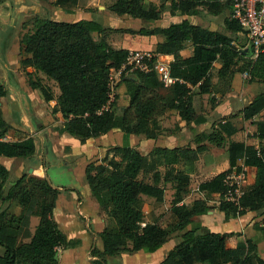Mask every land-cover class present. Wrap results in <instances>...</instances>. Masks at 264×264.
I'll list each match as a JSON object with an SVG mask.
<instances>
[{"label":"trees","instance_id":"obj_1","mask_svg":"<svg viewBox=\"0 0 264 264\" xmlns=\"http://www.w3.org/2000/svg\"><path fill=\"white\" fill-rule=\"evenodd\" d=\"M164 1L165 7L164 3L146 4L144 0H114L109 9L117 15L150 21L158 20L165 8L171 15L202 12L217 15L227 10L226 30L203 28L186 18L167 26L126 29L130 34L161 36L155 51L171 57L170 73L178 80L164 87L154 72L135 71L128 77L121 75L126 84L127 103L118 109L109 102V72L120 69L129 50L112 47L102 23L95 19L58 20L51 17L52 11L46 10L48 16L36 18L32 31L22 35L21 66H32L35 72L53 79L58 87L57 106L64 119L57 129L59 133L65 132L83 144L113 129L122 132L125 140L130 134L157 138L164 132L158 118L171 114H176L188 125L195 118L193 94L215 92L211 71L217 60L220 62L217 78L230 80L236 72H246L249 82H264V53L253 56V49L245 46L246 31L230 18L228 3L219 0ZM77 3L78 0H53L52 4L72 9ZM186 42H190L192 52L182 56L180 51ZM33 73L26 72L29 86L36 89L45 102L53 101L51 88L38 76L33 78ZM191 86L197 88L192 91ZM4 93L0 84V97ZM255 116L258 119L254 136L264 138V92L243 109L245 119ZM8 131L9 124L0 106V137ZM203 137L219 145L224 141L216 131L203 134ZM205 149L203 144L195 148L156 146L142 154L125 143L109 147L99 161L85 166L84 176L91 194L112 221L111 226L98 233L102 248L92 246L91 264H106L107 257L121 253L132 254L142 249L154 252L177 236L180 241L158 264H264L256 240L248 238L230 246L229 239L237 233L201 231L200 223L193 219L211 209L208 202L214 196L218 197L216 208L226 218L264 207V144L255 146L229 141V168L199 183L198 189L204 196L185 204L182 200L190 190V173ZM34 152L32 138L0 141V155L5 157L26 158ZM241 158L245 166L255 169V176L253 184L234 205L223 198L224 177L232 167L238 166L237 160ZM180 161L182 169L178 167ZM8 176V170L0 164V203L4 206L0 210V264H59L57 249L79 241L67 240L53 219L58 189L44 178L24 173L5 192ZM168 183L173 189L170 210L175 216L174 222L162 225L156 220L146 221L142 196L161 201ZM32 215L38 216V222L31 233ZM256 229L259 239L264 241V216Z\"/></svg>","mask_w":264,"mask_h":264},{"label":"crops","instance_id":"obj_2","mask_svg":"<svg viewBox=\"0 0 264 264\" xmlns=\"http://www.w3.org/2000/svg\"><path fill=\"white\" fill-rule=\"evenodd\" d=\"M112 2L113 0L109 1L106 6H109ZM144 2L146 4L150 2L156 4L155 1L152 0H144ZM102 3L105 4L106 0H78V3L74 8H63L65 16L58 20L73 22L79 19H95L105 26L108 22L104 19L106 15L100 14ZM224 11L226 12L224 15L226 18L228 17V11ZM1 15L5 14H0V17H2ZM173 17L176 16L174 15ZM177 17L178 18L172 20L171 23L179 22L181 19L186 18L193 24L210 30H215L212 26H209L210 19L203 16L202 13L199 15H177ZM135 19L139 22H145L146 26H154L156 21L139 18ZM141 26L145 27L144 24H141ZM154 27H157V25ZM140 37L144 38L143 40H145V44L144 46L137 47V49L144 48L155 50L156 43L162 40L161 36L157 37L156 35ZM242 37L243 36H240L239 38L244 40ZM246 39L245 46L251 47L248 37ZM13 49L14 47L10 48V50ZM191 52L192 46L190 44L189 53L185 55L181 52L180 53L182 56H186L191 54ZM154 53L161 55L156 51H154ZM14 55L16 56V54L11 55L8 52L4 54L5 76L2 78L0 77V84L5 91L4 95L0 97V106L3 118L9 124V131L6 135H4L6 138L5 141H18L26 138H32L35 144V152L33 153V156L35 154H39L42 158L44 155H53L55 158L60 157L61 153H66L68 150H72V148H77L78 145L83 149L85 145H88L89 142H91V140H97L99 137L108 134L107 132L81 144L78 139L66 134L65 132L59 133L57 129L62 125L64 119L58 110L57 101L45 102L39 95V92L29 86L27 76H21V73L18 75L20 70L10 69L8 65H10L11 58L12 56L14 57ZM161 56H163L168 63L171 60V57L168 55ZM213 66L219 68L220 64L215 61L213 62ZM18 67L20 66L18 65ZM23 69L25 70V73L35 72V69L32 66L23 67ZM37 76L41 78L43 77V73L37 72ZM221 80L224 79L222 78ZM227 80L229 81L228 87L226 88L227 90L225 93L222 92L224 96H221L220 98L217 94H215L218 92L216 85L214 89L215 92L193 94L192 103L195 109V118L192 122H190V124L186 125L185 122L180 120L176 114H171L167 117L161 116L158 118L160 124L162 120H165L166 122L173 121V125L171 127H169L170 125H165L166 127L164 128V132L154 139L146 138L144 136L138 137V135L130 134L128 136L130 142L129 145L136 148V150L142 154H147L153 147L156 146L167 148L190 146L195 148L200 144L205 145L206 149L199 154V158L194 162V167L190 173V180L196 176L200 177L198 185L202 181L209 180L216 174L227 170L229 168V160L227 156V144L229 141L244 142L245 144L255 146L264 144V138L254 136L256 132L255 122L258 119V116L251 119H245L243 117L244 107L248 105L256 95L264 92V82H249V75L246 72H236L230 80L228 78ZM1 81H6L8 86L6 87ZM212 81L214 83L215 80L212 78ZM217 82L218 81H216V84ZM43 83L46 84L45 82ZM196 88V86H191L192 91ZM9 90L11 92H9ZM55 92L56 93H53V95L56 98L59 91L56 90ZM199 95H202L204 98L208 95L215 96L217 99L214 101L213 98H209V101H199L196 98ZM7 96H9L12 101H2ZM114 130L116 129L110 130L109 132ZM214 131L224 137V141L220 145L203 137V134H209ZM135 138L137 140L136 142ZM26 158L5 157L0 155V164L4 165L9 172V176L5 183V192L10 188L12 183L24 173L30 175V172H32L33 176L41 179L44 178L43 174H35L34 172L36 170L30 165V162H36V159L33 160L30 159V157ZM26 160H30V162H26ZM76 162H78V165ZM67 163V161L64 162L63 169L68 171L77 170L78 172L82 170L84 175L86 163L84 164L79 158L77 161H73L72 164ZM179 164L181 165L179 168L182 169L183 162L180 161ZM237 165H244L242 158L237 160ZM45 167L46 166L44 165L42 167L45 171V176L47 175V178L53 182L51 185L59 191L56 206L53 210V219L57 222L58 227L65 234L67 240L79 241L75 245H71L67 248L57 249L59 264H91L92 256L90 255V251L92 246H96L100 249L102 248V241L98 236V233L103 231L107 226H109V224L111 226L112 221L107 214L100 209L96 199L91 194L90 188L85 180V176L84 179L81 178L77 180L75 179L73 172H71L68 173V179H70L69 182L61 183L54 180L45 170ZM245 169V188H247L254 182L255 169L251 166H245ZM60 186H64L67 190L61 189ZM195 190L198 191L200 195L204 196V193L198 189V186ZM186 196L187 197L182 200L185 204H191L192 200L201 198L197 197L195 199H190L191 197L189 196H191V192H188ZM142 198H146L149 203L151 200L156 201L154 198L145 195H143ZM164 200L165 195L163 200L156 201V204H154L153 207L150 205L143 206L146 221H151L148 217L146 218V214H149L152 208L161 205ZM208 203L212 207L206 212V214L209 215L211 219L216 218L221 227L220 229L208 230L204 227L206 225V217H203L204 214H201L193 218L195 221L200 223L201 231L235 232L237 235H241L237 238L239 241H243L248 238L256 240L259 254L264 258V241L259 239V232L256 229V225L261 224V219L264 216V207L255 211H247L243 215L236 216V218H226L224 213L216 208L218 201L215 198L210 199ZM148 206L149 209L147 208ZM3 207V204L0 203V210ZM19 209L20 207L17 205L16 210L18 211ZM155 217L157 219L154 218L153 220L161 223L162 216L156 215ZM34 218L35 216H31L30 219L35 220ZM37 222L38 221H34V224L30 225L29 229L31 233L34 231ZM179 241V236L170 238L154 252L142 249L132 254L121 253L119 255L110 256L107 257L106 264H158L167 252ZM169 242L171 246L164 249V246Z\"/></svg>","mask_w":264,"mask_h":264},{"label":"rangeland","instance_id":"obj_3","mask_svg":"<svg viewBox=\"0 0 264 264\" xmlns=\"http://www.w3.org/2000/svg\"><path fill=\"white\" fill-rule=\"evenodd\" d=\"M10 4L11 7V12L8 13L9 11V5L6 4L8 2H6V0H0V14H5L6 16L4 17H0V77L2 78L3 76H5V69H4V54L6 52H8L9 54L13 55L16 54V56L14 55V57L12 56L11 58V63L10 65H8L10 67V69H17L20 70L19 74L21 73V76L26 77V73L25 70L23 69V67L20 64V58L22 56V52L20 50V39L22 37V35L24 33H29L32 31L33 29V24H34V20L36 18L41 19L44 18L46 16H48L46 14V10L47 11H52L50 14L52 18L54 19H62L63 16H65V13H63V8L54 6L53 0H19V3H22V5H27V6H31V9L29 8L28 11L25 12H19L17 11V1L15 0H7ZM111 1V0H106L105 4H101V10H100V14L101 15H106L104 19L107 20L108 24H105L106 30H105V37L107 38V41L109 42V44L112 47L115 48H126L128 50L134 49L140 46H144L145 44V40H143L144 38L136 35V34H130L127 32L126 29H137L141 26V24H144L145 27H154L155 25L157 26H161V25H168L172 22V20L177 19V15H175L176 17H173V15H171L168 11V8H165V10H163V12L161 13V16L158 20L155 21V25L154 26H146L145 22H139L138 20H136L134 17H131L129 15H117V14H113V12L109 9V6H106L107 3ZM114 1V0H113ZM155 1V3L157 5L164 3V7L167 6V3L163 0H152ZM203 16L207 17L208 19H210V24L209 26H212L213 29L217 30V31H225V26H224V15L226 14L225 11L217 15H213V14H209L207 12H202ZM140 19V18H139ZM157 37H160L159 35H156ZM159 42V41H158ZM157 42V43H158ZM156 43V44H157ZM190 42H186L184 49H182L180 52L183 53V55L189 53V48H190ZM17 44H18V48H17ZM189 45V46H188ZM11 47H14L13 50H10ZM140 50H149L151 52L154 53L155 50H150V49H144V48H138ZM159 59H161L162 61H166V59L163 58V56L158 55ZM163 58V59H162ZM217 63L220 64V62L217 60ZM18 65L20 67H18ZM18 67V68H17ZM216 67L213 66L212 68V75H213V79L215 80L214 83L216 85V89L219 92H216L215 94H217L219 96V98L221 96H224L222 92H226V88L228 87V80L226 77H221V78H217L216 72H217ZM132 72H125L123 73L124 77H128L130 75H132ZM33 78H35L37 76V72L33 73ZM123 76L121 77H115L114 79V85H113V91H112V99H111V103H114V107L116 109H118V107L126 105L127 103V95L125 94V90H126V84L124 82V78ZM118 78V79H117ZM224 80H221V79ZM43 82L46 83V85L48 84L50 88H52V92L55 94L56 90H58V87L55 83V81L53 79H49L47 78L44 74L43 77L40 78ZM248 79V78H247ZM216 81L217 84H216ZM2 83L5 84V86H8V83L6 81H1ZM57 87V88H56ZM264 87V86H263ZM264 90V88H263ZM9 92H11L9 90ZM196 94V93H195ZM214 94V95H215ZM199 101L202 100H206L209 101V98H213L214 101L215 99H217L215 96H207L206 98L202 97V95H199L198 97H196ZM2 101H12L10 100L9 96H7L6 98H4ZM53 101H57V98H54ZM173 121L170 122H166L165 120H162L161 122V126L163 127V129L166 127L165 125H170L169 127H171L173 125ZM138 137H141V135H138ZM134 139V138H133ZM136 138H135V142H136ZM125 143L130 144L129 139H126L123 137L122 132H120L119 130H114L112 132H108V134L99 137L97 140H91V142H89L88 145H85L84 148H80V146L78 145L77 148H72V150H68L66 153H61L60 157H53V155H44L42 158L39 154H35L33 156V154L30 157V159H36V162H30V160H26V162H30L31 166L34 167V169L36 170L34 173L35 174H40V175H44V179L46 181H48L49 179L47 178V175L45 176V171L42 168L43 165L46 166L45 170L51 175V177L61 183H66L69 182L70 179H68V173L73 172V174L75 175V179L79 180V179H84V175L82 173V170H80V172H78L77 170L74 171H68L63 169V165L64 162H68L67 164H72L73 161H77V159L79 158L80 161H83V163L86 165L91 162V161H99V159L103 156L104 152L109 148V147H114V146H121ZM133 147V146H132ZM142 151V150H141ZM28 159V158H26ZM38 159V160H37ZM31 160V161H33ZM46 161V162H45ZM45 162V164H44ZM76 164L78 165V162H76ZM181 165L179 164L178 167H180ZM160 169H162V167H160ZM28 170V169H26ZM27 174V173H26ZM34 174V175H35ZM30 175H33L32 172H30ZM13 177V176H11ZM246 179V178H245ZM148 180V179H147ZM200 180L199 176L193 177L192 180H190V190L189 193L191 192V197L190 199H195L197 197H202L203 195H200V193H198V191L195 190V188L198 186V182ZM50 183L53 184V182H51V180H49ZM61 189H65L64 186H60ZM244 189L245 188V181H244ZM67 190V189H65ZM172 194H173V189L172 187L169 185V183L166 186V192H165V200L162 201L161 205H158L157 207L152 208V210H150L149 214H146V218L148 217L149 220H153L154 218H156V215H161V224L162 225H166L168 223L174 222V215L172 213V211L170 210V206H171V199H172ZM187 197V196H185ZM184 197V198H185ZM215 198L216 200H218V197H212ZM157 201V200H156ZM156 201L151 200L150 203L147 202V199L145 198H141V204L142 207L143 206H147L150 205L151 207L154 206V204H156ZM193 201V200H192ZM191 201V202H192ZM149 209V206L147 207ZM17 211V210H16ZM33 217L35 216V220H31L30 219V223H29V228L31 224H34V221H38V216L36 215H32ZM203 217H206V222H205V228H207L208 230L210 229H220V224L217 221L216 218L211 219V217L209 215H207L206 213L204 214ZM236 218V217H235ZM157 219V218H156ZM112 225V224H111ZM110 226V224H109ZM241 236V235H234L231 237V239H229L228 244L229 245H236L238 243L239 240H237V238ZM26 240V239H25ZM241 240V238H240ZM240 242V241H239ZM171 246L170 242L167 243L164 246V249H166L167 247ZM1 251V249H0ZM91 255V254H90Z\"/></svg>","mask_w":264,"mask_h":264},{"label":"built area","instance_id":"obj_4","mask_svg":"<svg viewBox=\"0 0 264 264\" xmlns=\"http://www.w3.org/2000/svg\"><path fill=\"white\" fill-rule=\"evenodd\" d=\"M228 3L230 18L236 20L246 31L254 56L264 53V0H219ZM125 72H154L164 87H169L178 78L170 73L169 63L159 59L158 54L149 50L131 49L121 65L120 69H111L109 72V102L112 99L113 83L115 77H121ZM118 79V78H117ZM5 136L0 141H5ZM234 166L224 177V200L237 205L239 197L244 192L246 178L245 165Z\"/></svg>","mask_w":264,"mask_h":264},{"label":"water","instance_id":"obj_5","mask_svg":"<svg viewBox=\"0 0 264 264\" xmlns=\"http://www.w3.org/2000/svg\"><path fill=\"white\" fill-rule=\"evenodd\" d=\"M15 1H17V4L19 3V0H15ZM6 2H8V1H6ZM6 4H8L9 5V11H8V13H10L11 12V7H10V4H9V2L8 3H6ZM31 9V6H27V5H22V3H19L18 4V7H17V11H19V12H25V11H28V9ZM25 10V11H24ZM2 17L4 16H6V15H1Z\"/></svg>","mask_w":264,"mask_h":264}]
</instances>
